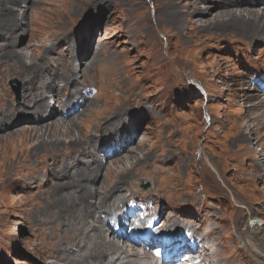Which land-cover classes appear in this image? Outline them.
<instances>
[{"label": "rangeland", "instance_id": "1", "mask_svg": "<svg viewBox=\"0 0 264 264\" xmlns=\"http://www.w3.org/2000/svg\"><path fill=\"white\" fill-rule=\"evenodd\" d=\"M193 2L21 0L13 10L0 5V21L19 15L16 44L27 64L49 61L59 75V67L69 59L68 71L78 69L76 79L84 84L87 76L85 86L97 88L73 95L88 102L75 120V138L88 136L97 142L92 156H81L72 173L102 165L98 176L88 181L101 195L102 184L114 181L112 168L130 169V179L118 193L123 195L122 208L114 215L119 220L103 211L95 222L105 226L107 240L123 241L130 250L131 234L150 242L167 230L182 237L179 247L191 248L186 243L195 242L193 256L201 249L207 263L264 264V256L251 247L253 243L264 253L262 234L256 243L245 232L251 219L264 220V126L259 124L264 104L257 106V100L245 97L250 90H264V39H245L236 30L215 31L208 15L195 22ZM252 6L260 12L264 0ZM148 18L157 24L144 23ZM2 44L0 38V95L6 93L8 103L20 104L23 80L8 66L14 59ZM96 69L105 76L92 84L87 73ZM45 74L56 83L59 97L68 93L57 75ZM46 95L53 110L54 98ZM254 125L260 128L254 130ZM10 131L0 130V135ZM9 138L12 144L0 141V264H48L55 252L47 255V249L65 246L51 195L53 184L61 180L52 172H58L60 161L45 154L34 161L18 133ZM59 141L64 144L62 136ZM123 156L121 163L112 164ZM213 167L226 182L221 188L212 183L217 176ZM121 213L139 215L124 222ZM134 220L153 232L145 237L131 231ZM115 230L126 237H115ZM136 249L138 263L148 264L141 257L144 250Z\"/></svg>", "mask_w": 264, "mask_h": 264}, {"label": "bare ground", "instance_id": "2", "mask_svg": "<svg viewBox=\"0 0 264 264\" xmlns=\"http://www.w3.org/2000/svg\"><path fill=\"white\" fill-rule=\"evenodd\" d=\"M23 1L33 2V0ZM149 1L151 0H147V3ZM20 2L21 0H0V5H2L5 10H13L14 8L12 6H17ZM258 2L259 0H196V2H193L194 8L190 13L196 16L195 22L199 20L197 19L198 17L208 15V18L210 17L211 19V26L215 31L236 30L238 33H235L245 39L246 37L250 40L257 38L264 39V7H259V9L262 8L259 12L258 8L252 6L254 3ZM7 3L11 4V6L6 5ZM199 3H202V6H198ZM168 10L171 11V9ZM211 11L214 12L210 14ZM18 20L19 15L14 14L6 20L0 21V38L3 40L2 47L4 50L8 49V52H10L11 57L14 59L8 63V66H11L13 71L22 78L21 80H23L20 104L8 103L6 93L0 95V130L3 131L12 128V131L4 133L3 136L0 135V141L5 140L12 144L14 139L9 137L16 132L19 134L18 141L25 142L32 150L34 161H36L37 158L42 157L44 154L53 157L54 161H60V168H57L58 172H55L54 170L52 172L54 174L57 173V178L61 180H58V182L53 184V194L51 195L57 202L59 216H61V219H59L57 223H61V233L63 235L65 246L62 245V249L59 248V250L47 249L49 252L47 255H51L52 251L55 253L50 256V261H44L48 262V264H141L135 259V257L139 256L136 248L140 247L144 250L141 257L149 260L150 262L148 264L156 263L154 259L159 253L158 251L153 250L151 242L140 238V235H138V242L132 241L131 243L134 245H129V250L123 241L116 242L112 239L107 240V237L103 235V232L106 230L105 226L102 225L99 227L98 224H95V222L97 223V221L101 219L103 211H107L108 214L111 213L114 219L116 217L115 221L119 220V218L114 215H117L120 212L117 208H120V206L123 205L121 204V201H123V195L118 193L124 191V184H126L131 176L129 172L130 169H127L128 167L123 168L122 165L120 167L117 166L118 170H112V168L110 175L112 174L111 177L114 181L112 180L113 183L102 184L103 187H101L105 192L101 195H99L96 190L93 191L92 186L89 183L92 182L91 179L98 176L102 165L95 167V164H93L94 167L91 166L88 169L78 168L72 173L74 171H72L73 167L81 161V156H92V148L95 146V142H97L93 139L90 140L88 136L86 140L75 138V120L83 115L85 108L88 106V102L82 96L83 99H75L73 95L84 89L87 93L90 91L94 92L97 88L94 86H85L88 84L87 76H85L86 78L82 76L86 79L85 81L83 79L85 82L84 84L79 82L76 78L81 71L78 69L74 68L70 70V72L68 71L71 66L69 59H66L59 67V75L53 73L52 66L49 67V61H30L29 64H27L24 60L23 52L20 49H17L16 40L18 37ZM144 21V23L151 21L153 27L157 24V20L149 21V18L146 20L144 19ZM204 23L208 22L205 21ZM85 68L87 69L88 67ZM49 71L52 72V74H50L52 77L57 75V80L59 81L61 79L60 81L64 83L65 89H68V93L65 92L63 97H59L60 91L56 90V83L48 81L51 78L45 73H48ZM87 74L89 75L88 77L91 79L92 84L98 83V78L105 76V74L98 69L91 70V72ZM82 85L83 87H81ZM248 90H250V88ZM47 93L52 95L54 98L53 101L56 103V108L53 110L48 102ZM245 97L247 100H257L254 103L257 106L264 104V90L259 93L257 89L250 90ZM76 106L80 107V109L76 110ZM71 109L74 111H70ZM261 121L262 122L259 124L264 126V117ZM112 126L116 128L118 125L116 123ZM258 128H260V126L253 127L254 130H258ZM61 136L64 139V144H61L59 141ZM247 138V136L243 137V139ZM110 154L111 153L108 155ZM126 156H123L122 158H114L112 164H117L118 162L121 163L120 160L125 159ZM109 167L111 168L110 165ZM213 168L215 169L217 176L212 183L215 187L221 188L222 184H225L226 182L223 180L218 168ZM221 169L225 172L223 168ZM89 180L90 182L88 183ZM130 185H132V183ZM132 188L135 187L129 189ZM115 193L118 197H116L115 200L113 198L114 201L109 202V198H112ZM90 198L96 199L94 204L90 202ZM250 221L252 224H248L250 228L247 226L245 232L250 234L249 236L252 238L256 239V243L259 241L257 236L261 233L262 236L260 238L262 239V244L260 246L262 247L264 241V220L261 218L258 220L257 218L251 219ZM133 225L136 226L132 227L131 231H140L145 237L153 232L151 227L146 224L143 226H137L140 225L137 220H134ZM111 233H113L115 237H126L122 231L115 230L114 232L111 231ZM153 239L157 240L158 238L155 236ZM163 243H166V241ZM194 245L195 242L190 243L191 248H187L189 251L186 253L190 255L189 258L183 259L179 264H210L209 262L207 263L206 259L203 260L201 257V252H203L201 249H199L200 253L195 256L196 258L193 256L194 250L196 249ZM251 247H253L256 254L264 256L261 248H257L253 243ZM184 249L185 247L183 246L179 247V254L183 253ZM189 259L191 262L185 263V261ZM221 264L229 263L223 262Z\"/></svg>", "mask_w": 264, "mask_h": 264}]
</instances>
